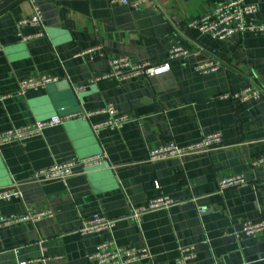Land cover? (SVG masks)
<instances>
[{"label": "crops", "instance_id": "1", "mask_svg": "<svg viewBox=\"0 0 264 264\" xmlns=\"http://www.w3.org/2000/svg\"><path fill=\"white\" fill-rule=\"evenodd\" d=\"M154 1L156 8L14 0L0 8V132L54 114L73 116L0 146V189L15 186L21 193L0 199V218L52 212L1 225L0 264H89L87 255L110 238L148 250V258L127 264H171L188 246L195 254L188 264H264V228L237 235L244 220L264 222V161L251 165L264 154V29L214 39L186 24L226 0ZM245 1L257 5L252 20L264 24V0ZM33 5L41 11L44 34L22 40L37 30L17 25ZM174 44L189 54L172 60L164 74L88 83L109 58L157 62ZM208 59L220 68L200 73L196 64ZM38 74L57 79L17 92L19 80ZM250 84L261 88L256 99L221 95ZM108 102L131 119L95 132L92 125L108 117L98 110ZM86 112L92 114L82 118ZM213 131L222 142L208 150L148 160L153 148L185 145ZM98 153L105 155L102 163L75 167L63 180L30 177L37 168ZM230 174H242L246 182L219 191L218 180ZM159 195L174 203L139 221L128 217L132 207ZM95 213L115 219L114 227L79 234L82 221Z\"/></svg>", "mask_w": 264, "mask_h": 264}, {"label": "built area", "instance_id": "2", "mask_svg": "<svg viewBox=\"0 0 264 264\" xmlns=\"http://www.w3.org/2000/svg\"><path fill=\"white\" fill-rule=\"evenodd\" d=\"M109 3H118L126 5L130 8H137L144 5H150L156 8L154 0H106ZM257 5L255 3L246 2L245 0H226L218 3L211 11L204 15L198 16L187 22L186 26L189 29H196L201 33H206L214 39L224 40L235 33L245 31H262L264 24L255 23L252 20L257 12ZM40 9L33 5L32 12L28 16L22 17L17 21V25H27L37 28L33 34L21 35L22 40H27L32 36L43 35V22ZM1 47V45H0ZM98 49V47L96 48ZM90 51V50H88ZM100 51V50H98ZM189 54V50L178 44L171 45L165 57L157 62L141 61L134 62L128 57L120 56L116 58H109L107 60L106 69L88 79V83L93 84L105 79L114 78L117 80H124L137 76L152 77L164 74L170 70V62ZM101 56V51L99 52ZM221 64L218 60L208 59L196 64L195 68L200 73L212 72L220 68ZM56 77L48 74H38L18 81L17 92L23 94L28 89H36L44 87L48 83L56 81ZM83 86H78L76 92H80ZM261 88L255 84H250L238 91L225 92L221 94L223 97H229L233 100L244 101L248 99H256L261 95ZM4 95H0V101L4 99ZM98 112H104L108 117L98 123L92 125V129L97 132L102 128L119 129L128 120L129 116L120 113L112 102L106 103ZM92 112L81 114L82 118L88 117ZM73 116H60L58 114L51 115L45 119H38L29 124L21 125L6 129L0 132V146L12 141H22L28 137L38 134L43 128L63 123L65 120ZM222 142L220 132L213 131L203 135L199 140L185 145H177L174 142H169L165 146L153 148L148 152V160L155 161L167 157H182L186 154L205 151ZM105 159L103 153H98L92 156L83 158H73L62 162L52 163L48 166L35 169L31 178L34 180H49V179H65L74 173L75 167L88 169L91 166H96L102 163ZM264 161V154L253 158L251 165L255 166ZM246 182L242 174H230L221 177L218 180V190L223 191L230 187L239 186ZM154 186L158 188L159 184L154 181ZM20 191L15 187L1 188L0 199L10 200L11 198H19ZM174 201L166 195H159L149 199L145 204L134 206L131 208L128 217L132 220L139 221L142 215L148 211L160 208H167L172 205ZM203 212V209H200ZM50 210L32 211L23 216L10 215L8 217L0 218V226L8 224L9 222L18 221L21 219L38 220L45 216H51ZM115 219L107 218L100 214H92L82 221L81 226L77 232L81 235L93 233L101 230H111L114 227ZM264 222H252L244 220L240 231L244 235H255L257 232L263 230ZM149 257L148 250L145 247L136 248L134 246L118 245L110 238L96 244L92 253L87 255L89 264H127L136 260L145 259ZM194 250L192 246L181 248L179 257L171 264H188L187 261L194 258ZM150 264H168L156 263Z\"/></svg>", "mask_w": 264, "mask_h": 264}, {"label": "trees", "instance_id": "3", "mask_svg": "<svg viewBox=\"0 0 264 264\" xmlns=\"http://www.w3.org/2000/svg\"><path fill=\"white\" fill-rule=\"evenodd\" d=\"M14 2V0H3L2 2H0V8L6 6L7 4Z\"/></svg>", "mask_w": 264, "mask_h": 264}, {"label": "water", "instance_id": "4", "mask_svg": "<svg viewBox=\"0 0 264 264\" xmlns=\"http://www.w3.org/2000/svg\"><path fill=\"white\" fill-rule=\"evenodd\" d=\"M3 0H0V2H2Z\"/></svg>", "mask_w": 264, "mask_h": 264}]
</instances>
